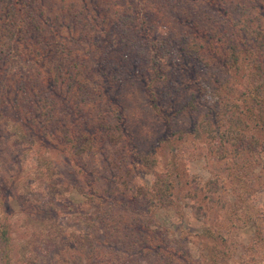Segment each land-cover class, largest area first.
<instances>
[{"label":"rangeland","instance_id":"374dc122","mask_svg":"<svg viewBox=\"0 0 264 264\" xmlns=\"http://www.w3.org/2000/svg\"><path fill=\"white\" fill-rule=\"evenodd\" d=\"M15 1L21 18L45 25L40 38L24 35V59L0 44V224L11 230L0 264H264V137L232 99L256 84L264 98V0H218L226 15L212 12L213 34L227 42L197 54L162 45L156 98L148 62L125 57L119 25L104 24L128 0ZM150 1L132 3H149L153 22L170 15L160 21L175 30L184 16L171 0L159 13ZM237 17L250 51L238 72L226 62ZM250 140L256 157H237Z\"/></svg>","mask_w":264,"mask_h":264},{"label":"trees","instance_id":"16d2710c","mask_svg":"<svg viewBox=\"0 0 264 264\" xmlns=\"http://www.w3.org/2000/svg\"><path fill=\"white\" fill-rule=\"evenodd\" d=\"M133 1L135 0H128L130 5L126 4L125 2L124 9L122 10L118 9L117 11H115V17H111L110 15H107L103 20H104V24L109 20V26L116 27L117 24L119 25V28L121 29L119 30V35H120L119 41L122 44L121 51L125 52L124 53L125 57L135 55L136 59L143 58L148 62L147 65L151 67L150 69L151 71L148 72V75L145 78L144 87L146 90L147 89L150 90L149 92L152 98H156V95H154L155 90L151 86V80L153 79L154 74L156 75V73L160 72L161 70L160 68L163 65L162 64L163 60L158 61L156 58V52L159 48L162 47V45L166 44L169 41H172L175 44V46L181 48V51L184 52L192 51L194 54H197V52H200V47L204 46L205 48L206 44L209 45L214 42H227V40L224 41L215 40L214 38L215 33L213 34V29L214 32H217V28H215L214 26H216V23L218 22L217 20L218 17H216V15H213L212 12H216L215 10L217 11L219 10L223 15H226V13H224L226 12V9H223V5L225 4L224 1H218V0L186 1L185 0L183 3H181L177 0H171L172 8H175L180 12V13L178 12V15L184 16L178 18L180 24L175 30H170L168 28V24L170 23H168L167 25H162L161 23L163 21L164 16L170 19V15L160 16L158 19H156V21L153 22L152 20H150V13H152V9L147 7L149 3L146 5L145 8L144 7L142 8L140 5L138 4L135 5L134 3H132ZM166 3H169V1L159 0L158 7L156 11L155 10L153 11V13H159L158 10L160 9L166 10ZM18 14H19V9L17 6V2L15 0H0V44L4 43V48L6 49V52L4 51V53L5 55L6 54L8 55L10 60L12 59L20 60L22 58L24 59V57L26 56V53H24V51H26V49H21L22 47L21 42L23 41L24 35H27L29 32L32 31L34 32V34H38L37 36L40 38L41 34L38 32H40V30L43 28V25H45L44 22H41V19H39L40 21L34 19L26 20V18L23 19ZM230 16L231 13L229 12L227 17ZM187 19L191 21L190 25L187 22H185ZM247 20H253V19L250 18L249 16ZM202 21L206 22V25L202 26V27H206L205 31H203L201 27L200 22ZM243 21H244L243 18L241 19H239L238 17L236 18V22H234V27H238L237 32H231L229 34L228 42H230V45L229 47L228 45L226 46L228 48L226 49L228 58L230 57L228 50L232 48L230 54L234 59V60L231 59L226 60V62L230 63L229 66L230 68L235 67L236 72L239 71V63H240L236 58L240 57L241 54H239V52L241 51V49L243 48L244 53L247 52V55H250V51L246 46V44H248V41H244L245 38L242 36L246 34L243 32H246L248 29V27L246 29V26ZM159 27L163 28L162 29L163 31L161 33H159L158 31ZM107 28L108 27H105L103 31L104 32L107 31ZM251 32H254V30ZM98 44L99 42L96 45L97 47H99ZM127 47L128 50L130 49V51L124 50ZM28 49L39 52L40 53L39 59L43 58V56L45 57L44 53L42 55V52L40 50L41 48L37 45V43L30 45ZM254 58L255 60L252 62L253 70L251 71V74H253L255 77L256 74L260 75L261 61L259 58V54H257ZM101 60H104V58L102 57ZM80 67L77 64V68L75 72H77ZM255 67L258 69V71ZM88 68L91 69V67ZM53 69H48V73L45 74V80L53 78V74H54ZM70 75L71 74L67 73L66 71L64 77L70 78ZM74 76L75 74L73 75V78ZM36 85L37 83H35V86ZM250 91L252 92L251 93L252 96L254 94L253 97H248L240 94L237 98L232 97V99L233 101L234 100L237 101L236 108L238 109L239 113L242 114L240 117L241 120H243V122H246L247 124H249L248 122L250 121L254 126L253 131L257 132V134L259 135H263L264 137V98L260 96V86L258 84H256L255 86L253 85ZM19 93L20 92H17V94ZM38 100L40 104V105L38 104L39 105L38 107L41 109V111H43V104H42L43 100L42 99H38ZM153 105L156 107V109L160 108L156 104V102H154ZM217 123H219V125L224 123L225 125V122L217 121ZM227 141L229 140L227 139ZM257 143L262 144L260 142ZM257 143L256 146H258ZM252 145H254V143H252L250 140L246 149L242 151L241 150L238 151L239 149L236 148L234 154L237 157H239L241 156V154L244 153L245 156L247 154L251 159L255 158L257 153H254L252 151L254 149ZM261 147H263V145H261ZM174 156L175 155H173V157ZM241 158L243 157H240L239 159ZM247 159L248 158H245V160L242 163L245 164ZM173 187L174 185L171 183V181H169L168 184L165 183L164 189L166 190V192L167 191L172 192ZM187 188L190 189V187ZM90 190L92 192L95 191V187L91 185ZM150 190L153 191L152 189ZM248 214L249 211L245 210L244 215L248 216ZM10 231L11 230H10L9 222H4L0 224V242L3 243L2 249H4L5 254L6 251L8 250V246L11 240ZM5 264H10V263L8 261H5Z\"/></svg>","mask_w":264,"mask_h":264}]
</instances>
